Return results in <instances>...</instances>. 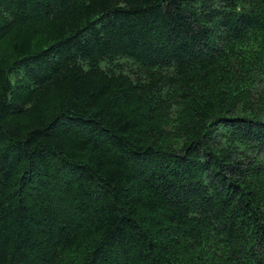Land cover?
Listing matches in <instances>:
<instances>
[{
	"label": "trees",
	"instance_id": "1",
	"mask_svg": "<svg viewBox=\"0 0 264 264\" xmlns=\"http://www.w3.org/2000/svg\"><path fill=\"white\" fill-rule=\"evenodd\" d=\"M0 264H264V0H0Z\"/></svg>",
	"mask_w": 264,
	"mask_h": 264
}]
</instances>
